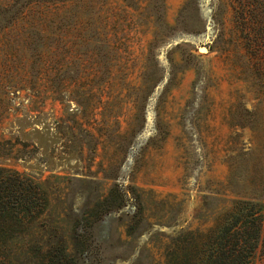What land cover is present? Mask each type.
<instances>
[{"label": "rangeland", "instance_id": "rangeland-1", "mask_svg": "<svg viewBox=\"0 0 264 264\" xmlns=\"http://www.w3.org/2000/svg\"><path fill=\"white\" fill-rule=\"evenodd\" d=\"M14 1L2 0L4 5ZM194 1L164 0L166 24L177 26L181 12L191 6L186 27L214 30L218 41L213 49L206 46L208 52L201 46L194 50L196 59L189 62L180 50L172 55L179 72L159 107L168 136L144 151L131 177L150 226L131 237L123 211L97 227L106 240L148 248L156 264H165L166 248L177 231L212 224L206 196L264 200V4L245 23L238 16L239 0L215 1L204 19ZM152 3L31 0L10 24L7 12L0 19V165L24 171L17 159L23 146L10 132L29 125L31 131L40 120L34 116L42 112L90 134L87 146L79 138L72 148L66 127L56 132L49 124L40 125L22 137L30 149L39 148L34 156L55 154L73 167V172H45L50 204L22 233L26 243L42 233L49 242L45 226L58 228L76 255L75 242L65 233L69 221L106 198L112 177L120 175L122 142L134 131L141 97L155 79L148 59L157 34ZM196 68L207 80L197 100ZM70 148L73 154H65ZM23 246L11 245L12 253Z\"/></svg>", "mask_w": 264, "mask_h": 264}, {"label": "trees", "instance_id": "trees-1", "mask_svg": "<svg viewBox=\"0 0 264 264\" xmlns=\"http://www.w3.org/2000/svg\"><path fill=\"white\" fill-rule=\"evenodd\" d=\"M215 1H194L203 19L215 8ZM29 2L31 0H15L10 5H4L0 0V19L3 20L7 12L5 21L10 24ZM239 3L238 16L246 23L251 21L249 16H256V8L264 4V0H239ZM190 8H184L178 18V25L172 27L164 20V0H153L151 4L150 11L155 18L157 34L150 44L148 59L155 79L141 97L134 131L122 142V171L120 175L112 177L113 184L108 196L103 200H95L93 208L68 223L65 233H69V237L74 240L76 255L70 254L66 235L58 228L48 231L45 226L49 242L44 240L43 233L29 244L22 236V233L30 230L27 226L37 222L50 204L47 180H43L45 172H73L71 164H62L55 154H51L50 159L43 156L38 158L39 154L34 156L39 148L30 149L31 144L23 141L22 137L40 125L49 124L56 132L66 127L72 148L79 138L82 139L79 142H85L87 146L89 142L86 137L90 136L88 130L81 128L76 131L73 125H62L53 114L42 112L34 116L40 120L31 131H28L32 126L29 125L23 132H10L23 146L18 151L17 159L24 171L0 165V264H17L15 259H22L24 264H123L125 261L156 264L148 248L141 250L140 244L131 241L121 244L106 240L97 233V227L105 218L123 211L128 215L124 220L130 222L128 234L131 237L136 236L137 231L141 234L147 225L150 226L144 214L145 203L131 177L141 165L144 151L150 146H160L168 136V128L160 118L159 107L172 86V79L179 72L180 66L172 55L174 51L180 50L189 62L196 59L194 50L209 45L213 49L218 41L214 30L199 26L186 27L185 12ZM197 71L198 79L194 83L196 100L207 88L205 75L199 68ZM71 148L65 154L71 155ZM205 199L206 210L213 216L212 224L205 229L182 228L177 231L166 248L165 264H256L258 260L264 261V200L241 196L227 198L216 193ZM13 244L24 246L19 253H12Z\"/></svg>", "mask_w": 264, "mask_h": 264}, {"label": "water", "instance_id": "water-1", "mask_svg": "<svg viewBox=\"0 0 264 264\" xmlns=\"http://www.w3.org/2000/svg\"><path fill=\"white\" fill-rule=\"evenodd\" d=\"M199 50L202 51V52H208V51H209V48L206 47V46H201V47L199 48Z\"/></svg>", "mask_w": 264, "mask_h": 264}]
</instances>
